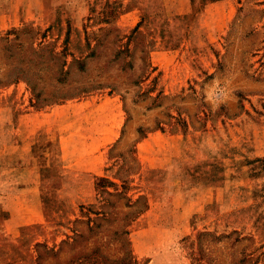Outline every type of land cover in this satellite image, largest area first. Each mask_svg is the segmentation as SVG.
Returning <instances> with one entry per match:
<instances>
[{"label": "rangeland", "instance_id": "1", "mask_svg": "<svg viewBox=\"0 0 264 264\" xmlns=\"http://www.w3.org/2000/svg\"><path fill=\"white\" fill-rule=\"evenodd\" d=\"M0 264H264V0H0Z\"/></svg>", "mask_w": 264, "mask_h": 264}, {"label": "crops", "instance_id": "2", "mask_svg": "<svg viewBox=\"0 0 264 264\" xmlns=\"http://www.w3.org/2000/svg\"><path fill=\"white\" fill-rule=\"evenodd\" d=\"M88 105H90V104H88V103H86V102H81V103H79L78 105H76V107L79 109V107H80V109H83V108H85V107H87ZM91 112H92V110H91ZM95 140H96V138H95ZM94 158V157H93Z\"/></svg>", "mask_w": 264, "mask_h": 264}, {"label": "trees", "instance_id": "3", "mask_svg": "<svg viewBox=\"0 0 264 264\" xmlns=\"http://www.w3.org/2000/svg\"><path fill=\"white\" fill-rule=\"evenodd\" d=\"M103 181H104L103 179H99L98 180L99 183H97V186L101 187V185H99V184L102 183ZM101 217H102V215H101Z\"/></svg>", "mask_w": 264, "mask_h": 264}]
</instances>
